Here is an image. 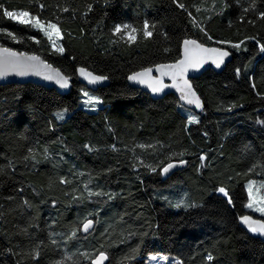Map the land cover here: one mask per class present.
<instances>
[{
    "label": "trees",
    "instance_id": "obj_1",
    "mask_svg": "<svg viewBox=\"0 0 264 264\" xmlns=\"http://www.w3.org/2000/svg\"><path fill=\"white\" fill-rule=\"evenodd\" d=\"M15 10L56 23L63 52L4 15ZM262 14L264 0H0V45L35 52L72 81L67 93L0 85V264H93L100 252L105 264H146L154 252L182 264H264V240L239 224L264 217L246 208L245 188L264 180ZM118 24L131 27L116 33ZM191 37L232 53L223 70L193 80L202 108L129 84L137 69L178 60ZM79 66L110 80L95 91L97 108L81 104ZM62 108L70 113L58 119Z\"/></svg>",
    "mask_w": 264,
    "mask_h": 264
},
{
    "label": "water",
    "instance_id": "obj_2",
    "mask_svg": "<svg viewBox=\"0 0 264 264\" xmlns=\"http://www.w3.org/2000/svg\"><path fill=\"white\" fill-rule=\"evenodd\" d=\"M186 40H194L196 41L199 45H201L203 48L207 49H218L221 51H226L229 54L223 58V63L220 65V67H216V64L213 62L216 57L210 53H204L201 54L204 56L203 63L199 67H188L187 70L183 73V75L179 74H174L175 70H170L168 68H164L162 70H157L160 65H174L177 64L179 61L184 60L185 58V44L184 42ZM7 48L11 52H14L17 54V57L12 58L15 62L22 63V64H31L33 66L31 67H24V68H12L8 67L6 68L5 74L0 75V85L4 84H9V83H27V82H33L36 84H40L46 87H52L57 89L61 93H67L71 90L72 88V81L71 79L57 66L53 65L51 62L48 60L44 59L41 57L39 54L35 52H28V51H22L19 49H16L14 47L8 46V45H0V49ZM35 56L38 57L37 61H26L24 58L25 57H31ZM232 58V53L231 50L227 47L224 46H219L215 44H207L204 42H201L195 37L191 38H186L182 41L181 45V56L178 60L173 61V62H161L156 65L148 66V67H143L140 69H137L133 72H131L128 75V82L129 84L134 87V88H139L143 91H146L150 93V95L155 98V99H160L165 97L168 94H174L179 103L188 109H191L193 111H198L200 108L203 107V100L198 91L195 89L193 80L195 78L200 77L205 71L209 69H213L215 71H221L225 68L227 63L231 60ZM80 69H84L86 73H91L93 76H102L105 77V79L97 81L95 83L90 82V78L86 77L85 75H81ZM146 69H151V73L149 74L148 77H144L143 79L145 80V83H141L139 80H130L129 77L136 74L143 72ZM24 71L26 74L20 75L19 72ZM57 73H59L60 76H63L64 78L67 79L68 81V86L67 87H62L60 83H57ZM77 75H78V80L81 84H83L86 88L96 91L99 87L106 86L110 84L109 78H107L104 75L98 74L93 72L92 70L84 67V66H79L77 69ZM52 76L53 79H47L46 77ZM159 80L161 84L163 85L162 90L159 92H153L152 88L149 86V84L152 81ZM187 81L189 85H191V92L195 93V97H192L189 95V89L185 87L184 82ZM159 86V85H158ZM183 89V91H182ZM187 96L188 99H193L195 100L196 98L199 99L200 107L196 106V103H188V99H185L184 97ZM171 164L173 167L169 168L167 172H164V169L168 167V165ZM186 164V160H180V161H171L169 162L164 168H163V174L164 176H168L177 169L183 167ZM244 217H249L250 222L255 221L259 222L261 224H264V217L261 216H256L252 213H246L242 216L239 217V224L249 233V235L254 236V237H260L261 239L264 240V234H261L259 232H252L249 228V224L244 223L243 218ZM87 221H92V226L88 229V231L83 230V226ZM95 226V221L94 219L90 218L87 219L86 221L83 222L81 226V232L83 234H87L90 232ZM103 253V255L106 257V259H103L102 264H105L108 257L105 252H100L98 253L94 258H93V264L94 262L100 257V254Z\"/></svg>",
    "mask_w": 264,
    "mask_h": 264
},
{
    "label": "snow or ice",
    "instance_id": "obj_3",
    "mask_svg": "<svg viewBox=\"0 0 264 264\" xmlns=\"http://www.w3.org/2000/svg\"><path fill=\"white\" fill-rule=\"evenodd\" d=\"M180 7H184L183 4L179 5ZM65 11H67V9H65ZM4 15L12 18V19H19V17H24V19H19V23L22 24H32L33 26H38L40 28H44V25L41 24V22L39 21L38 18H28L29 17V13L28 12H20L19 13V17L17 16L16 13L14 12H10V11H6L4 13ZM264 15V14H262ZM48 29H52L54 30L55 34L57 35V37H59L60 35V31L58 29V27L55 24L49 23L47 25ZM131 26L128 24H124V25H116L114 31L116 33H120L122 30H128ZM148 29V23L145 22L144 24V30H143V34L145 37H150L152 35L151 31H147ZM132 32H135L136 29L132 28L131 29ZM52 32H46V35L49 36V39L52 38ZM127 34V33H125ZM9 35H11L9 33ZM130 40H134L135 37L134 36H129ZM185 44V58L184 60L179 61L177 64L174 65H160L158 67L157 70H162L164 68H168L170 70H175L174 74H179V75H183V73L187 70L188 67H199L204 60V56L201 54L204 53H210L212 55H214L216 57V59L213 61L216 64V67H220V65L223 63V58L226 57L229 53L226 51H221L218 49H207V48H203L201 45H199L196 41L194 40H186L184 42ZM233 47L239 48L240 45L239 44H235L232 45ZM60 52H63V48H58L57 49ZM261 51H264V46H261ZM17 57V54L14 52H11L9 49L4 48V49H0V75H4L5 74V69L8 67H12V68H24V67H31L33 65L31 64H22V63H18L15 62L12 58ZM26 61H37L38 57L35 56H31V57H25L24 58ZM151 69H146L143 72L140 73H136L132 76L129 77L130 80H139L141 83H145V80L143 79L144 77H148L149 74L151 73ZM237 74H239V69L236 70ZM81 75H85L86 77L90 78V82L95 83L97 81L103 80L105 79V77L102 76H93L91 73H86L84 69H80ZM20 75H24L26 74L24 71H20L19 72ZM58 79H57V83H60V85L62 87H67L68 86V81L66 78H64L63 76H60L59 73L56 74ZM47 79H53L52 76H48L46 77ZM185 87L187 89H189V95H191L192 97H195V93L191 92V85H189L187 83V81L184 82ZM159 85V86H158ZM149 86L152 88L153 92H159L162 90L163 85L161 84V82L159 80H155L152 81ZM183 91V89H182ZM85 95H87V93H85ZM185 99H188L187 96L184 97ZM87 103H99V101L93 97H89L88 101H86ZM196 103L197 107H200V103H199V99L196 98L195 100L193 99H188V103ZM57 118L58 119H63V113H57ZM197 122L195 120V118H192L189 120V123H195ZM201 159H204L203 157H201ZM173 167V165L169 164L168 167H166L164 169V172H167L169 168ZM251 188V185L249 186ZM220 192L224 193L225 196H227V193L225 192V190L223 188L219 189ZM93 193H90V195H92ZM96 195H99V193H95ZM229 203H231V201L229 200ZM179 206V205H177ZM249 207H252L251 204L248 205ZM260 211H264V209H258ZM244 223L249 224V228L252 232H259L261 234H264V224H261L259 222H255L252 221L250 222V218L249 217H244L243 218ZM92 226V221H87V223L84 224L83 226V230L86 232L88 231V229ZM210 260L212 259L211 256L208 257ZM103 259H106V257L103 255V253L100 254V257L94 262V264H102Z\"/></svg>",
    "mask_w": 264,
    "mask_h": 264
},
{
    "label": "rangeland",
    "instance_id": "obj_4",
    "mask_svg": "<svg viewBox=\"0 0 264 264\" xmlns=\"http://www.w3.org/2000/svg\"><path fill=\"white\" fill-rule=\"evenodd\" d=\"M10 12L16 13L17 16L19 17L20 12H28V11H26V10H15V11H10ZM28 13H29L28 18H38L36 15L31 14L30 12H28ZM19 19H24V17H19ZM19 19H15V20L19 21ZM39 21L41 22V24L44 25V28L42 29L38 26H34V27L40 29L45 34H46V32H52L53 34H52V38L50 39V41L53 44V46L55 48H61V47L63 48L62 43H61L62 33H61L60 29L58 28L60 31V35H59V37H57L54 30L48 29V27H47V25L49 23L55 24L56 26H57V24L54 22H43L40 19H39ZM85 93H87V95H85ZM82 96L83 97H82L81 104H82V106H84L86 108H92V109L97 108L101 104L100 97L93 90H90L88 88H84ZM89 97H93V98L97 99L99 101V103H87L86 101H88ZM190 111L193 112L191 109H190ZM60 112L63 113V118L66 117L70 113L67 108H62V109H58L55 111L56 114L60 113ZM192 118H195V120H196L197 116L195 114H192V115H190V119H192ZM250 185H251V188L249 187ZM245 188H246V191L248 194V200L246 202V208L257 213V214H259V215L264 216V211L258 210V209H264V180H262V179H249L245 183ZM249 204H251L252 207H249L248 206ZM146 264H182V263L176 256H174L171 253L154 252V253L147 254Z\"/></svg>",
    "mask_w": 264,
    "mask_h": 264
}]
</instances>
